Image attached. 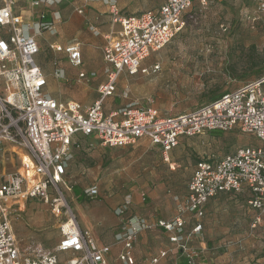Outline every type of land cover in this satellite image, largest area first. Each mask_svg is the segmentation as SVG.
<instances>
[{
  "label": "built area",
  "instance_id": "built-area-1",
  "mask_svg": "<svg viewBox=\"0 0 264 264\" xmlns=\"http://www.w3.org/2000/svg\"><path fill=\"white\" fill-rule=\"evenodd\" d=\"M23 1L32 9V22L25 18V9H16ZM66 1L2 0L0 6V109L10 122L3 125L0 118V140L15 142L18 137L29 158L27 162L24 158L21 170L0 179V264H110L113 246L100 243L81 229L61 187L74 149L80 148L82 141L93 140L106 148L130 147L147 141L161 152L163 161L173 170L180 166L171 154L182 140L207 132L239 130L254 135L264 145V77L189 114L173 117L162 115L153 105H106V100L115 96L117 81L123 74L160 72L159 63L148 66L146 62L183 31L184 15L189 9L207 6L212 0H161L154 10L137 14L123 13L119 8L121 0H95L108 7L112 30L105 35L107 43L103 48L105 80L99 84L98 98L90 106L54 99L47 90L48 76L37 62L41 51L38 36L45 31L57 34L56 28L63 21L60 8ZM254 1L264 10V0ZM85 8H77V13L84 15ZM94 34L100 35L97 31ZM50 48L65 54L72 66L83 65L81 42L73 40L65 46L55 42ZM55 76L63 79L64 70L55 69ZM98 76L93 72L81 73L79 77L89 82ZM11 127L17 130L15 136ZM194 167L187 194L177 204L172 219L153 222L136 215L126 217L135 204L134 196L126 195L117 212L126 218L117 237L122 247L120 263L135 264L134 248L139 236L161 230L168 235L172 250H161L152 264H159L174 251L185 260L177 264H199L204 246L206 249L202 223L206 207L221 195L248 193L250 209L258 215L254 227L261 221L264 148L242 146L221 159H200ZM97 193L98 187H93L85 195L92 198ZM140 197L146 200L145 193ZM29 199L50 204L57 216L68 211L67 221L61 225L62 239L56 247L49 249L36 241L22 247L16 238L10 203ZM194 241L200 245L196 246ZM63 254L68 255L65 260Z\"/></svg>",
  "mask_w": 264,
  "mask_h": 264
},
{
  "label": "rangeland",
  "instance_id": "rangeland-1",
  "mask_svg": "<svg viewBox=\"0 0 264 264\" xmlns=\"http://www.w3.org/2000/svg\"><path fill=\"white\" fill-rule=\"evenodd\" d=\"M121 1V6L130 1V11L140 12L153 10L159 3V0ZM84 4L76 0L64 9ZM184 17L183 31L146 62L148 66L159 63L162 70L151 75L123 74L117 81L115 96L106 100L107 106L153 105L162 115L173 117L189 114L225 93L264 77V10L254 0H212L204 7L193 6ZM88 26L79 28L84 38L67 29L60 33L56 28L59 36L45 31L38 36L41 51L37 62L57 81L61 97L72 100L73 96L83 95L90 103L98 98V85L105 80L104 35L111 32L112 26L96 23L94 28ZM95 31H100L98 39L93 36ZM60 38L65 43L81 42L85 66L70 67L65 54L51 50V44ZM87 61L91 64L89 68ZM61 66L69 74L64 80L55 76V69ZM83 70L89 74L98 72L100 78L78 84L75 75ZM1 88L0 80V92ZM0 118L3 125L10 123L1 109ZM10 131L16 135L15 127ZM15 140H0V179L21 170L24 158L26 162L29 160L19 138ZM84 142L81 149L74 150L61 187L82 230L113 246L110 264H122L118 259L121 247L117 237L126 218L117 212L127 194L134 196L135 204L126 217L136 215L150 221L172 219L177 204L187 194L197 161L221 159L246 145L264 148L254 135L239 130L207 132L204 136L184 139L174 149L171 157L180 168L173 170L163 161L161 152L147 141L124 148H106L93 140ZM93 187H98V193L88 198L85 192ZM76 188L85 197H78ZM142 193L146 194L145 201L141 200ZM249 200L244 192L221 195L209 203L202 221L207 247L199 264H264V216L254 227L258 215L250 209ZM10 209V220L22 247L31 241L49 249L60 243L61 225L67 221L68 211L57 216L50 204L34 199L12 202ZM194 244L199 246L200 242ZM167 249L172 250L167 234L161 230L146 231L135 247V264H152V259ZM67 256L61 255L64 260ZM180 261L181 256L174 251L159 264Z\"/></svg>",
  "mask_w": 264,
  "mask_h": 264
},
{
  "label": "crops",
  "instance_id": "crops-1",
  "mask_svg": "<svg viewBox=\"0 0 264 264\" xmlns=\"http://www.w3.org/2000/svg\"><path fill=\"white\" fill-rule=\"evenodd\" d=\"M76 0H68V1H66L65 2V4L60 8L61 9V13H62V17H63V21H62V23H60L59 25H58V30L60 31V33H61V30H64V29H67V30H70V31H72V33L73 34H77V35H79V36H82L81 34H80V29L79 28H82V27H84V26H88L89 27V29H90V27H93L94 28V26H93V24L94 23H96V24H100L101 26H103L104 24H110L111 25V22H112V19H111V16L109 15V10H108V7L104 4V3H101V2H99V1H95V0H88V4L87 3H85L86 2V0H80V1H82L83 3H85L84 5L86 6V8H85V14L84 15H80V14H78L77 13V8H80V7H83L84 5H81V6H78V7H74V8H71L70 10L68 9V10H66V9H64L67 5H70V2H75ZM123 1H121L120 3H122ZM162 3V1L161 0H159V3H158V5L156 6V7H158L160 4ZM87 4V5H86ZM130 4H131V2L130 1H127V3H123V6H121V4H119V8L123 11V13H125V14H137V13H140V10H133V11H130V9L131 8H129L130 7ZM22 5H24L25 7H22ZM155 7V8H156ZM16 9L17 10H21V9H25L24 10V15H25V18L28 20V21H34L35 20V18L33 17V12H32V9L30 8V7H27V5L25 4V2L23 1V2H20V4H18L17 5V7H16ZM127 10H129V11H127ZM154 10V9H153ZM67 21H66V20ZM66 21V22H65ZM70 22V23H69ZM92 29V28H91ZM100 32V31H99ZM58 35V34H57ZM106 35V34H105ZM104 35V36H105ZM59 36V35H58ZM93 36H95V38H99L100 36H97V35H94L93 34ZM83 38H84V36H82ZM86 37V36H85ZM71 41H73V40H71ZM57 43H59V44H61V45H63V46H65V45H68L70 42H68V43H65V42H63V40H61V38H60V41L58 40V42ZM82 53H83V48H82ZM102 53H103V62H104V52L102 51ZM67 57V56H66ZM68 59V58H67ZM84 60H85V55H84V53H83V65L81 66V67H83V66H85V63H84ZM94 61V60H93ZM68 62H69V60H68ZM39 64V63H38ZM40 65V64H39ZM70 67H74V66H72L71 64H70V62H69V64H68ZM89 65V66H88ZM90 63L87 61V67L89 68L90 67ZM40 67L42 68V70L43 71H45V73H46V75L47 76H49L50 77V79H49V77H48V88H47V90H48V93L54 98V99H58L59 101H61V102H68V101H77V102H79V103H82L83 105H85V106H90L91 104H93V102L95 101H92V102H90V103H88V102H86V97L85 96H83V95H79V96H73V97H71V99L72 100H69V99H64L63 97H61L62 95L60 94V91L58 90V87H57V81H55V80H52L53 79V76H52V74H50L49 73V71H46V70H44L43 69V67H42V65H40ZM80 67V68H81ZM76 68V67H75ZM61 69L62 70H64L65 68H63V66H61ZM64 72H65V77L63 78V79H58V80H64V79H66L67 78V76L69 75L68 74V72L66 71V70H64ZM93 72H95V71H93ZM93 72H91V73H93ZM81 73H86V74H89V72L88 71H86V70H83V71H80L79 72V74H78V76H76L75 75V77H77L78 79L76 80V83H78V84H82V82H88V81H86V80H83V79H80V74ZM96 73H98V72H96ZM71 75V74H70ZM72 75H74V74H72ZM98 75L100 76V73H98ZM98 76V78H100ZM98 78H94V79H91V80H89V82H91V81H93V80H97ZM50 80V81H49ZM50 82V83H49ZM88 82V83H89ZM52 85V86H51ZM99 86V85H98ZM182 141H184V140H182ZM181 144V143H180ZM22 169V168H21ZM209 205V204H208ZM208 205H207V207H206V210H207V208H208ZM163 218V217H162ZM162 218H157L156 220H152L153 222H156V221H158V220H160V219H162ZM163 219H167V218H163ZM82 229V228H81ZM163 232V231H162ZM145 232H143L140 236H139V238H138V240H137V242H136V244H135V247H136V245H137V243H138V241H139V239H140V237L141 236H143V234H144ZM96 239H97V237H95ZM97 240H99L100 241V239L98 238ZM100 243H102V242H100ZM172 246V245H171ZM120 247H121V245H120ZM206 247H207V243H206ZM121 250H122V247H121ZM120 250V251H121ZM134 250H135V248H134ZM204 250H206L205 249V246H204ZM119 251V254L121 253Z\"/></svg>",
  "mask_w": 264,
  "mask_h": 264
},
{
  "label": "trees",
  "instance_id": "trees-1",
  "mask_svg": "<svg viewBox=\"0 0 264 264\" xmlns=\"http://www.w3.org/2000/svg\"><path fill=\"white\" fill-rule=\"evenodd\" d=\"M48 19H50V15L48 16ZM222 97V96H221ZM220 98V97H219ZM218 98V99H219ZM217 99V100H218ZM216 101V100H215ZM86 141V140H85ZM85 142L84 141H82L81 142V146H80V148H75L74 150H76V149H81L82 147H83V144H84ZM76 195L78 196V197H80V196H83V197H85L84 196V193L79 189V188H76ZM181 263H185V260L182 258V261H180Z\"/></svg>",
  "mask_w": 264,
  "mask_h": 264
}]
</instances>
